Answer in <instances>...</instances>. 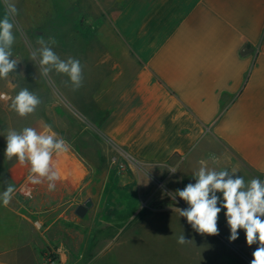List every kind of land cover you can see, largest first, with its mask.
I'll use <instances>...</instances> for the list:
<instances>
[{
    "label": "crops",
    "instance_id": "crops-1",
    "mask_svg": "<svg viewBox=\"0 0 264 264\" xmlns=\"http://www.w3.org/2000/svg\"><path fill=\"white\" fill-rule=\"evenodd\" d=\"M20 15L38 38H55L62 60L80 61L81 87L54 70L56 94L44 90L91 131L57 135L70 148L54 156L55 190L28 183L23 165L29 211L66 218L60 209L90 201L72 224L98 213L99 223L122 221L106 179L109 147L141 164L178 159L184 186L208 155L209 168L264 180V0H28Z\"/></svg>",
    "mask_w": 264,
    "mask_h": 264
},
{
    "label": "rangeland",
    "instance_id": "rangeland-1",
    "mask_svg": "<svg viewBox=\"0 0 264 264\" xmlns=\"http://www.w3.org/2000/svg\"><path fill=\"white\" fill-rule=\"evenodd\" d=\"M26 1L14 0L18 12L11 18L15 36L12 58L19 62L15 72L0 79V94L8 97L0 99V193L6 187L4 181L16 189L7 207L0 201V264H250L258 244L248 246L243 229L230 242L226 209L218 216V235L197 233L175 211L188 207L179 196L173 199L176 190L186 186L175 166L178 159L170 165L141 164L131 162L113 147L108 148V159L104 160L109 171L106 179L113 186L115 205L122 198V221L116 223H99L98 213L96 222L95 216H91L79 227L71 223L73 207L59 210L66 218L49 213L38 215L26 208L17 179L23 165L15 157L9 161L4 155L7 131L19 132L25 127L41 131L47 125L68 139L91 135L86 123L44 90L56 94L54 70L43 77L38 60L31 59L32 51L39 47L38 32L32 25L25 26L20 15ZM5 11L4 0H0V17ZM22 88H28L41 100L35 112L24 117L10 106L11 98ZM212 157L208 155L205 160L211 162ZM169 168L177 171L171 173ZM130 197L138 198L132 208ZM181 234L188 240L185 244L177 243Z\"/></svg>",
    "mask_w": 264,
    "mask_h": 264
},
{
    "label": "clouds",
    "instance_id": "clouds-1",
    "mask_svg": "<svg viewBox=\"0 0 264 264\" xmlns=\"http://www.w3.org/2000/svg\"><path fill=\"white\" fill-rule=\"evenodd\" d=\"M6 11L0 17V79H6L15 72L18 60L12 58V45L15 42L14 24L11 18L17 15L14 0H4ZM39 47L32 51V61H37L40 74L47 77L53 70L64 74L74 89L82 86V66L78 59L69 57L62 60L53 50L56 44L54 37L48 40L37 39ZM0 99H8L0 94ZM40 98L28 88H22L11 98V108L21 117L27 116L40 105ZM70 146L50 126L45 125L41 131L33 127H25L17 132L9 129L6 135L4 155L11 161L14 157L20 165H30L27 182L32 185L48 182L49 191L55 190L56 182L61 180V173L56 167L54 156L59 157L69 151ZM215 163L216 158L212 157ZM200 167L193 174L195 183H188L182 190L177 189L173 199L179 196L188 205L187 208H175L180 217L186 218L192 229L202 235H218V216L222 209H226L225 216L230 228L229 240L238 238V230L243 229L248 246L258 244L252 253L250 264H264V180L251 179L246 183L242 176L227 170L217 171L208 167L205 160L199 161ZM175 173V168L168 169ZM6 187L0 193V201L7 207L16 189L4 181ZM222 193L221 198L217 193ZM31 197V192L26 193ZM219 204V206H218ZM188 240L184 234L177 237L178 244H185Z\"/></svg>",
    "mask_w": 264,
    "mask_h": 264
},
{
    "label": "water",
    "instance_id": "water-1",
    "mask_svg": "<svg viewBox=\"0 0 264 264\" xmlns=\"http://www.w3.org/2000/svg\"><path fill=\"white\" fill-rule=\"evenodd\" d=\"M91 206L90 201H86L83 205H79L76 209H75V213L76 215H78L79 217H83L84 214L87 211V208H89Z\"/></svg>",
    "mask_w": 264,
    "mask_h": 264
}]
</instances>
